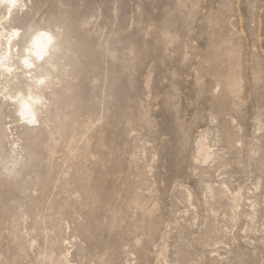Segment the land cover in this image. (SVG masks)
<instances>
[{"label": "rangeland", "instance_id": "rangeland-1", "mask_svg": "<svg viewBox=\"0 0 264 264\" xmlns=\"http://www.w3.org/2000/svg\"><path fill=\"white\" fill-rule=\"evenodd\" d=\"M26 1L70 50L48 127L6 121L0 264H264V0Z\"/></svg>", "mask_w": 264, "mask_h": 264}, {"label": "clouds", "instance_id": "clouds-1", "mask_svg": "<svg viewBox=\"0 0 264 264\" xmlns=\"http://www.w3.org/2000/svg\"><path fill=\"white\" fill-rule=\"evenodd\" d=\"M26 8L25 0H0V80L22 74L26 81L24 87L4 99L15 106V115L21 125L36 128L52 107L48 92L54 82L52 73L57 68L51 63V57L58 47L55 33L39 28H29L22 49L17 45L24 31L10 25L14 14L23 13Z\"/></svg>", "mask_w": 264, "mask_h": 264}, {"label": "bare ground", "instance_id": "bare-ground-1", "mask_svg": "<svg viewBox=\"0 0 264 264\" xmlns=\"http://www.w3.org/2000/svg\"><path fill=\"white\" fill-rule=\"evenodd\" d=\"M25 2L27 4L26 11H24L22 13L23 14L22 17H20L21 13H19V12L15 13L13 18H12L11 25H10L11 27L20 28L18 26L12 25L13 22L18 20V19H21V22L23 23L22 29L24 31V36L19 41H17V45L21 49L24 47L25 43L27 42L28 35H29L27 30L29 27V23L32 20L31 11H30V8L28 7V2L26 0H25ZM40 29L49 30L46 28H40ZM49 31H52V30H49ZM52 32L55 33V35L57 36L58 51L53 53V55L51 57V63L57 68V71L52 73L53 77H54V82L50 86V90L48 92V95L52 101V107H54L55 104L59 103L60 102L59 100H61L59 97V93L57 91V88H58L57 85L61 84L60 83V80H61V64H62V60L66 59L67 55L69 53L70 40H69L68 32H60V31H57V32L52 31ZM236 55L237 54L232 55V56H236ZM46 70L51 71V69H48V68H46ZM3 80H4V83L6 84V86L3 88L0 87V144L3 145V143L7 141L8 145H9L8 154H9V158L11 160H9V163L6 166V170L8 171V173L12 177L16 178V177H18V168L17 167L23 163L20 159V157L22 155V149L20 146V139L22 137L20 135H25L26 137L27 136H33L34 134H38V133L42 132L43 130H45L48 127L49 123L52 121L51 119H48V117H47L51 111L47 112L44 115L42 122H41V125L39 127L29 128V127H26L24 125H21V128H23V132L19 136L15 135V129L12 126L13 122L12 123L6 122L10 117H13V116L16 117L15 106L10 101L4 99V97L11 95L9 92H7L8 88H10L12 86L18 87L21 85H25L26 81L23 79V76L21 73L15 74V78L10 77V76H6ZM62 87H63V85H62ZM61 88H58V89H61ZM53 97H57L56 98L57 100L54 101ZM13 120H14V118H13ZM65 120H67V116L65 117ZM16 137H18V138H16ZM14 145H17V147H13ZM198 155L204 162L209 160V158H210L208 150H206V147H205L203 141H201V140H200L199 145H198ZM30 157H32V156H30ZM84 188H85V186H84ZM85 191H84V193H85ZM132 202L133 201H131V203ZM133 205H135V204H133ZM145 205H143V206H145ZM135 207H138V206H135ZM142 209L143 208H141V210ZM147 213H150V212H147ZM144 214H146V213L144 212ZM150 215H151V213L149 214V216ZM121 216H123V215H121ZM116 219H117V217H116Z\"/></svg>", "mask_w": 264, "mask_h": 264}]
</instances>
